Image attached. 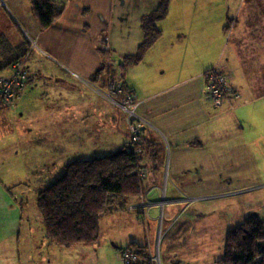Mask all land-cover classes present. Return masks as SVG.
Segmentation results:
<instances>
[{
    "label": "crops",
    "instance_id": "crops-1",
    "mask_svg": "<svg viewBox=\"0 0 264 264\" xmlns=\"http://www.w3.org/2000/svg\"><path fill=\"white\" fill-rule=\"evenodd\" d=\"M4 2L0 10L9 11L14 32L20 34L21 30L36 45L29 60L27 87L15 110L17 115L25 117L32 128H27L25 124L21 127H26L25 131L39 130L40 121H55V125H48L53 126V134L58 137H78L79 144L83 137H98V152H108L124 144L129 134L124 113L97 95L99 92L88 89L86 80L104 62L98 50L101 37H109L111 63L136 52L143 35L141 17L155 9L158 0H67L62 16L47 29H41L33 16L31 0ZM217 8L224 10L220 19L214 14ZM178 10L184 12V17L172 14L173 21L167 22L168 15L158 23L162 37L144 58V61L154 59L155 69L165 68L166 61L159 63L156 59L158 52L151 51L158 45H162L163 49L167 44V34H173L174 40L179 42L178 51L182 49V53L179 54V66L167 79L161 78L166 73L162 70L159 78H155L159 84L152 87L147 84L141 89L133 75L139 73L138 69L143 67L144 61L125 70V76L113 68L125 85L138 93L143 135L148 140L151 138L149 135L156 137L165 160L161 177L148 171L144 180V185L149 186V189H143L142 196L150 202L151 215L146 226L149 236L156 230L160 234V217L161 224L164 223L162 227L170 226L185 205V200L192 202L226 192L253 190L264 177L257 162L260 154L264 153V134L255 128L250 129L252 120L247 116L251 111L248 108L258 100L263 101L259 98L264 96L259 95L261 88H257V79L264 73V52L258 49L262 46L264 35V0H239L238 3L230 0L218 3L213 0H172L169 13ZM229 24H233L230 29L227 28ZM216 32L226 33L230 42L233 39L239 43V51H245L238 52L242 72L236 66V55L231 49L224 60H217L216 65L209 63L191 71L185 69L183 59L190 47L198 52H206V48L213 50L212 53L216 51ZM186 41L192 44H185ZM113 52L119 53L120 57L116 58ZM212 67L226 73L230 84L239 91V98H228L219 107L213 106L203 78V73ZM12 113L4 108L0 115L10 118ZM251 113L258 114V111ZM73 114L74 121L78 123V129L74 128V131L73 122H69ZM92 117L97 132H92L93 125L89 123ZM257 123H260L259 119ZM196 140L202 141V145L191 146ZM55 151L63 149L58 147ZM162 182L166 184L164 195L169 200L164 208L159 206L162 196L157 188ZM199 197L202 198L192 199ZM170 205L176 207L167 210ZM117 213L105 217H109L110 226L119 217L127 223H136L137 220L143 225L139 222L142 215H138L137 219L130 211ZM183 215L186 213L182 212L181 219L165 230L171 231L180 223L178 229L187 235L185 227L189 221L185 224ZM13 217L3 222L7 223L6 230L10 234L18 232L17 216ZM151 248L153 245L150 242L149 251H152ZM158 261L164 264L162 260Z\"/></svg>",
    "mask_w": 264,
    "mask_h": 264
},
{
    "label": "rangeland",
    "instance_id": "rangeland-1",
    "mask_svg": "<svg viewBox=\"0 0 264 264\" xmlns=\"http://www.w3.org/2000/svg\"><path fill=\"white\" fill-rule=\"evenodd\" d=\"M66 1L67 0H63L64 5ZM213 1L218 3L223 0ZM230 1L233 3L239 2V0ZM4 10L8 13L0 10V34H6L11 39L18 42L19 40H17L16 36L20 34L14 32V27L11 26L9 11L7 9ZM211 11L212 10H210V12ZM215 13L217 19H220L224 14V10L217 8L214 10V14ZM172 14L184 17L183 11H171L168 14L167 22L174 20ZM10 16L12 15L10 14ZM231 27H233V24L227 25L228 29ZM219 31L222 32V28H220ZM216 35L217 42L216 51H214V53L211 52L213 50L208 48H206V52H198L197 50L193 51L191 47L189 48L188 54L183 59V62H185V69L191 71L196 69L197 66L204 67L209 63L216 65L218 62L217 60H224L231 49L236 55V66L238 67V70L242 72L240 61L238 59V52L245 51H239V43L235 42L233 39L230 42L226 33L220 34L219 32H216ZM26 37L30 42V55L28 54L24 60H20L16 63H19L23 68L25 67L26 81L28 82L29 71L25 65L27 64V60L29 61L31 55H33L32 50L35 49L36 45L31 40V37ZM105 37L108 36L105 35L99 39L98 50L100 52L108 53L104 61L110 62L109 54L111 46L109 37L108 42ZM261 40L262 46L261 48L258 47V49L264 52V35ZM165 42H167V44L165 47L163 46V49L161 47L162 45H158L153 49L154 51H151L158 52L156 59L159 63L163 64V61H166L165 68L155 69L154 59L151 61H144L143 59V67H139V73L133 75L135 82L141 89L146 87L147 84H149V87L159 84L155 78H159L158 74H161L162 70L166 73L161 76V78L167 79L169 74L172 71H175L179 66L181 60L179 54L182 53V49L178 51L179 42L174 40V35L170 33L167 34ZM192 42L186 41L185 44L191 45ZM113 55L116 56V58L120 57L117 52H113ZM182 56L184 55L182 54ZM121 62L122 59H119L112 62V64L114 68L117 69L118 73L125 76L126 72L119 67ZM118 63L119 65L116 66ZM194 65L195 67H193ZM262 66H264V60ZM12 67L13 66H9L0 71V75H8L12 72ZM116 69L111 68V73L107 76V83L104 89L98 87V84L91 81L90 78L86 80L89 84L87 85V88L91 91L93 89L99 92L97 95L99 94L103 99L114 104L124 113L127 123L126 126L129 130L126 140L130 141L132 139V130L136 131L137 139H134L137 143L136 151L140 152L139 156L142 157L143 154L140 150V147H142V145H140L142 141L138 140V135L140 133L143 135L144 133L141 130V120L139 119L140 104L137 100L138 93L134 91L133 88L125 85L122 81V77H119L116 74ZM214 69H218L221 73L226 75V73L218 67H212L205 71L203 73V78L206 89L209 81V72ZM263 74L264 73H261L257 79V88H261L259 95H264ZM43 76H45V74H43ZM112 76L116 80V83H110V81L113 80L111 78ZM44 80L48 81L46 78ZM228 84L231 85L229 81ZM109 85L113 86L110 88L108 87ZM26 87L27 83L25 82L24 90H26ZM59 90L60 92H63V90ZM24 93L25 91L22 92L20 98L15 99L11 107H5L7 110L13 112L10 118L1 117L0 115V264H126V259L124 261L123 258V254L126 252L135 253L136 260H133V263L131 264H138L139 254L130 251L132 247L136 246L141 248L144 247V250L147 253L149 252L148 261L150 263L148 264L157 263L158 260H162V263L164 264H178L179 262L180 264H213V261L215 259V261H217L222 255L225 233L228 229L239 223L244 216L252 212L256 213L261 218H264L263 177L262 183L257 185L253 190L245 189L238 193L226 192L224 194H219L216 197L203 198L202 200H194L195 202L192 201L185 203V205L183 204V207L179 211L180 213H178L170 226L165 225V227H162L164 225V223L163 225L161 224L162 217L159 218L158 216L160 222V234H158V230H156V232L152 231L150 236L147 235L146 226H148V221L151 215L150 213L149 215L147 214V211L149 210L148 204L150 202L142 197L143 194H140L139 198L127 203L123 210L117 212L122 213L130 211L137 216V219L138 215H142L139 222L143 225L139 224L137 220L136 223L129 221L131 222L130 224L125 222L123 217H119L117 222L115 220L114 225L112 224L113 226H110L111 222L108 221L109 217H107V219L102 220L101 236L97 244L93 246L78 244L72 248H63L55 244L51 245L44 236L41 217L37 210V191L57 177L61 172L63 164L75 159L74 156L78 155L84 157L87 153H90L93 150L96 151L98 148L96 139L98 140V137H83L82 141L80 139V144L78 137H58L56 134H53V126L48 125V123H53V125H55V121L52 122L48 120L39 122V130L35 129L31 131L27 129L25 131L24 129L26 127H21L22 124H25L27 128L32 127L30 123L24 119L25 117H20L15 111ZM259 99L263 101L259 102L258 100L248 108L251 111H258V114L251 113V111L249 112V115L246 114L249 119L252 120L250 123V129L255 128L264 134V96ZM213 106L216 107L214 104ZM257 119L260 120V123H257ZM74 120L75 114L69 119V122H73L72 131H74V128L78 129V123ZM89 123H92L93 125L92 132H97L98 130L94 124V117H92ZM44 127L47 128L45 129L46 131L43 130ZM149 136L151 137L149 140L152 139L159 145L156 137L153 135ZM58 147L62 148L63 151L53 152L55 148ZM256 155L257 154H255V156ZM158 159L162 161L161 170L156 171L155 168L152 167L149 173L161 177L165 160L163 159V153L161 152L160 146L157 155V160ZM55 161L57 164H54ZM257 162L259 168L261 169L262 167L264 172V153L260 154ZM137 170L140 178L143 179V189H149V186L144 185L148 170L146 168H137ZM157 188L159 189L160 196H162L159 200H164V205H161L160 202L159 206L164 208L169 203V200L166 199V195H164V190L167 188L166 184L162 182ZM169 192L170 188H168V193ZM201 198L202 197L192 199ZM174 207H176V205H170L167 207V210ZM182 212L186 213V215H183L182 217L184 218V223L186 224V221H189L188 226L185 227L188 232L187 235L186 232L178 229L180 223H177L171 231H166V227L170 228L174 226V224L181 219ZM152 213H154V211ZM197 214L198 216L195 217ZM13 216H17L18 225L16 231L18 232L10 234L6 230L7 223L3 222H7L8 219L14 218ZM11 227L13 228V226ZM150 242L153 245V248H151L152 251H149Z\"/></svg>",
    "mask_w": 264,
    "mask_h": 264
},
{
    "label": "trees",
    "instance_id": "trees-1",
    "mask_svg": "<svg viewBox=\"0 0 264 264\" xmlns=\"http://www.w3.org/2000/svg\"><path fill=\"white\" fill-rule=\"evenodd\" d=\"M171 1L158 0L157 7L141 17L142 40L135 53L122 58L119 65L122 70L142 63L146 52L161 38L162 30L158 23L167 18ZM31 6L41 29H47L62 16L64 10L62 0H31ZM19 32L20 35L16 36L18 42L0 34V71L30 55V42L21 30ZM101 54L106 59L108 53ZM107 63L104 61L90 77L102 89L106 87L111 68H114L111 62ZM28 65L27 60L25 66L28 68ZM236 93L239 94V91ZM228 98L237 99L227 95L223 101ZM138 137L142 141L140 150L143 159L136 151L137 143L132 137L108 152L96 149L84 157L74 156L75 159L63 164L57 177L37 191V210L44 236L51 245L72 248L78 244H97L102 220L123 210L127 203L143 194V179L137 168L150 171L154 167L160 171L162 161L157 160L158 143L148 140L141 133ZM190 145L197 146L195 142ZM131 249L139 254L138 264L150 263L144 247ZM215 264H264V218L252 212L228 229L222 255Z\"/></svg>",
    "mask_w": 264,
    "mask_h": 264
},
{
    "label": "built area",
    "instance_id": "built-area-1",
    "mask_svg": "<svg viewBox=\"0 0 264 264\" xmlns=\"http://www.w3.org/2000/svg\"><path fill=\"white\" fill-rule=\"evenodd\" d=\"M4 3V0H0V6L4 5ZM105 39H107L108 42V37H105ZM111 78L113 80H111L110 83H116L114 77L112 76ZM208 79L207 92L210 100L216 107L220 106V104L223 102V98L227 95H232L235 98H239V94L236 93L237 91H233L234 89L228 84L226 75L221 73L218 69L210 71ZM25 82L27 83L25 67H21L19 63L13 65L12 72H10L8 75H0V111L2 108L11 107L15 99L20 98L25 88ZM112 86L113 85H109L108 87L111 88ZM132 133H136V131L132 130ZM130 251L136 252L135 250L131 249ZM123 258L124 261L126 259V264H131L133 263V260H136V254L132 252H126L123 254Z\"/></svg>",
    "mask_w": 264,
    "mask_h": 264
},
{
    "label": "bare ground",
    "instance_id": "bare-ground-1",
    "mask_svg": "<svg viewBox=\"0 0 264 264\" xmlns=\"http://www.w3.org/2000/svg\"><path fill=\"white\" fill-rule=\"evenodd\" d=\"M219 107V106H218ZM133 139H137V133H133ZM195 143H196V145L199 147V146H201L202 145V141H200V140H196V141H194ZM191 199V198H190ZM190 201L187 199V200H185V203H189ZM164 203V200L163 201H161V205H164L163 204ZM147 214L149 215V210L147 211ZM158 264H161L160 263V261H159V263Z\"/></svg>",
    "mask_w": 264,
    "mask_h": 264
}]
</instances>
